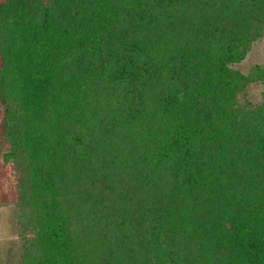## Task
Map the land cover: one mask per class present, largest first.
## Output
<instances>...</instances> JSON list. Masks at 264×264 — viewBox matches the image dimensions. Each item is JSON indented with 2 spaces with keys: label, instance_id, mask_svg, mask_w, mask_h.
<instances>
[{
  "label": "trees",
  "instance_id": "16d2710c",
  "mask_svg": "<svg viewBox=\"0 0 264 264\" xmlns=\"http://www.w3.org/2000/svg\"><path fill=\"white\" fill-rule=\"evenodd\" d=\"M264 0H2L21 264H264Z\"/></svg>",
  "mask_w": 264,
  "mask_h": 264
},
{
  "label": "rangeland",
  "instance_id": "374dc122",
  "mask_svg": "<svg viewBox=\"0 0 264 264\" xmlns=\"http://www.w3.org/2000/svg\"><path fill=\"white\" fill-rule=\"evenodd\" d=\"M256 63L264 64V37L256 41L247 57L234 67L248 73ZM263 89L264 84L261 81L251 82L248 86L253 100L262 98ZM6 130L4 109L0 105V264H21L22 243L15 205L17 178L13 174L11 164L3 160V154L9 147Z\"/></svg>",
  "mask_w": 264,
  "mask_h": 264
}]
</instances>
